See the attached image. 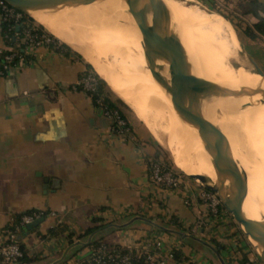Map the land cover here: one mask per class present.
I'll return each mask as SVG.
<instances>
[{"label":"crops","instance_id":"1","mask_svg":"<svg viewBox=\"0 0 264 264\" xmlns=\"http://www.w3.org/2000/svg\"><path fill=\"white\" fill-rule=\"evenodd\" d=\"M238 2L244 13L253 2L264 5V0ZM244 17L250 26L258 23L251 14ZM33 21L57 47H25L24 62L3 70L2 53L8 41H18L21 27L3 30L0 15V232L16 215L46 214L21 238L27 264L82 260L99 240L125 251L148 249L154 238L165 250L179 252L176 264H259L232 216L214 215L203 201L206 188L179 175L174 189L152 183L148 163L158 154L154 139L126 116L129 106L83 54ZM256 41L252 55L264 72V36ZM90 67L129 119L132 131L124 138L111 131L112 120L88 94L71 88ZM100 226L105 231L79 238ZM54 228L63 232L54 235ZM69 233L81 246L70 258Z\"/></svg>","mask_w":264,"mask_h":264},{"label":"bare ground","instance_id":"2","mask_svg":"<svg viewBox=\"0 0 264 264\" xmlns=\"http://www.w3.org/2000/svg\"><path fill=\"white\" fill-rule=\"evenodd\" d=\"M58 1L41 0L44 5ZM161 1L170 13L171 31L182 43L191 73L209 82L216 90L200 101V109L202 111L206 106L208 113H214V108H219V115L213 114L217 118L211 121L208 117L207 120L220 129L231 152L235 149L233 159L246 173L248 194L242 211L246 218L262 222L264 104L261 102L264 101V77L242 55L239 40L227 20L219 16L223 24L213 21L209 15L178 0ZM30 15L59 40L83 54L146 126L155 122L152 113L160 110L157 122L168 124L170 129L175 127L179 115L171 97L166 96L160 85L166 87L158 80L159 74L166 84L169 83L168 65L144 41L138 27L139 19L125 0L98 1L89 6L53 12L32 11ZM148 67L152 70H147ZM130 80L131 84L126 85ZM244 93L256 95L239 97ZM175 134L184 172L216 183V169L198 130L187 123L180 125Z\"/></svg>","mask_w":264,"mask_h":264},{"label":"water","instance_id":"3","mask_svg":"<svg viewBox=\"0 0 264 264\" xmlns=\"http://www.w3.org/2000/svg\"><path fill=\"white\" fill-rule=\"evenodd\" d=\"M1 1L35 20L30 15L32 11L53 12L60 9L89 6L105 0H60L51 5H44L41 0ZM125 2L139 19L138 27L144 41L159 59L167 63L170 76L169 85L159 74L158 80L166 87L179 117L198 130L218 176L216 183L202 176L187 177L199 181L204 188L218 195L222 205L241 226L245 236L260 249V259L264 263V221L250 220L242 211L248 194L246 173L233 159L228 140L222 136L218 127L205 119L200 109V101L216 93V90L209 82L191 73L182 43L171 31L170 13L161 0H125ZM250 61L254 64L256 72L264 77V72L258 64L252 59ZM255 95V93H244L239 97H254ZM261 103L264 104V101ZM44 220V217L35 220L28 224L26 229L32 231L38 228Z\"/></svg>","mask_w":264,"mask_h":264},{"label":"built area","instance_id":"4","mask_svg":"<svg viewBox=\"0 0 264 264\" xmlns=\"http://www.w3.org/2000/svg\"><path fill=\"white\" fill-rule=\"evenodd\" d=\"M0 15L4 22H12L20 27L24 25L21 42H23L27 50H35L52 43V40L45 36H42V40H37L36 35L33 34L35 25L24 21V14L22 12L1 0ZM2 55L4 59L3 70L17 68L24 62L23 56L14 51L12 47H6ZM97 84V78L89 72L86 77L79 79L71 88L74 91H82L90 95V93L95 91ZM95 103L105 117L112 120V132L123 138L131 133L132 127L130 123L124 119L118 109L106 105L102 98L97 99ZM148 164L152 183L163 189L178 187L179 179L177 175L172 170L166 168L161 160L151 159ZM201 198L214 215H219L220 212L229 214L216 193L204 189L201 192ZM48 216H53V214H48ZM42 217V214L39 213L24 215L21 218L20 225L27 226ZM17 232L18 228L15 231L6 228L0 232V264H20V260L24 257ZM126 252L122 253L102 243L96 249H91L85 259L72 258L66 264H176L175 250H165L162 241L158 238H154L148 249L144 247L143 250Z\"/></svg>","mask_w":264,"mask_h":264},{"label":"rangeland","instance_id":"5","mask_svg":"<svg viewBox=\"0 0 264 264\" xmlns=\"http://www.w3.org/2000/svg\"><path fill=\"white\" fill-rule=\"evenodd\" d=\"M178 1L184 2L185 4H187L189 6H193V7L197 8L200 12L205 13L207 16L209 15L210 17L209 16L208 17L211 18V20H213V21L221 22L218 19L219 16H221L222 18L227 20V24H229L230 28L232 29L234 34H236V36L239 40L241 52L245 56L244 58L247 61H249L250 59L254 60L258 64V66L262 69V65H260V63H258L257 60L254 59V57L252 55L256 46H253L252 42H254V41H252L246 35V30H247V28L250 27V24L247 22V20H245L246 18L243 15L244 9L240 8L238 0H190V2H187L186 0H178ZM227 31L229 32L228 28H227ZM255 42H257V41H255ZM109 61L114 62L113 59H109ZM149 68L150 67H148V69L147 68L146 69L151 71L152 68H150V69ZM130 84H131V80L128 81L126 85H130ZM152 88H154V87H152ZM160 88L164 91L166 96H168V98H169L170 95L167 93V91H166L167 89L161 87V85H160ZM154 89H156V88H154ZM156 90H155V92H158ZM151 91L154 92L153 90H151ZM205 99L206 98H203L202 100H205ZM124 111L126 113V116L129 117V119L132 121L133 124L136 122L139 123L140 127H142L143 129H146V131L148 132L147 134L149 136L151 135L150 137H152V139H154V142L156 143L158 150H160V152H161V160L163 161V165L166 163L167 165H164V166L166 168L172 170L176 175H179L181 177H187L188 175L184 172L182 165L179 162V154H178L179 150L177 148L176 134H175L176 129L179 128L180 125H187V123L184 122L179 117L177 122L173 125L175 127H172L170 129V127H168V124L157 122L158 114H159L160 110H156V112L152 113V119L155 122L149 126H145L144 123L140 122L136 118L135 114L133 113V111L131 109H129V107L126 106L124 108ZM214 113L216 114V116L219 115V113H220L219 108L217 106H216V108H214ZM214 113H208V108L206 106H203L202 114L205 117V119H208V117H209L211 119V121L215 120L216 116H213ZM257 143H258V139H257ZM251 145H252V143H251ZM234 150L232 152V156H233ZM194 182L198 183L199 185L202 186V184L199 181L195 180ZM232 220L235 221L233 218H232ZM235 225L238 229L237 231H240L242 234H244L241 226L237 223ZM245 240L250 245L249 247L251 249V252L254 255V259L256 261H258L259 264H264L260 259V255H259L260 249L256 246V244L252 243L248 239V237H246V236H245Z\"/></svg>","mask_w":264,"mask_h":264},{"label":"trees","instance_id":"6","mask_svg":"<svg viewBox=\"0 0 264 264\" xmlns=\"http://www.w3.org/2000/svg\"><path fill=\"white\" fill-rule=\"evenodd\" d=\"M188 2H190V0H186ZM247 14H251L253 15L258 23L253 25V26H250L249 28H247L246 30V35L248 38H250L252 41H256L258 39V34H261L264 36V18L261 14H264V5L262 4H259L257 2H253L250 6V9L245 12L243 15H247ZM24 21L28 22V23H32L33 25L34 24V21L29 18L28 16L24 15ZM13 25L12 22H5L4 23V28L3 30H6L9 26ZM24 25L21 26V30L19 32V39L18 41L21 42V36H22V32H23V27ZM34 31H33V34L36 35L37 37V40H42V36H45L49 39L52 40V43L50 44H47L45 45V47L47 48H50V49H53L54 47L56 48L57 45L55 43V40L53 41V37L50 36L45 30L43 27L41 26H34ZM15 31V28L13 29ZM12 30V31H13ZM17 40L16 41H8V44L10 47H12L14 49V51H16L19 55L23 56L24 55V50H25V45L24 44H21L18 46V42ZM3 64H4V59H3V55H2V58H1V66L3 67ZM91 69V73L97 78L98 80V84L96 86V89L93 93H90V97L92 98V100L94 101V103L96 102L97 99L99 98H102L104 100V103L106 105H108L109 107H112V108H116L119 110V112L122 114V116L124 117V119L126 121L129 122V119L125 116L124 112H122L120 110V107L118 105V102L116 101H113L112 98L109 96L108 94V85L107 83L105 82V80H103L101 77H99V75H97V73L94 71V69L92 67H90ZM94 73H93V72ZM89 74V71L87 73H85L82 77H86L87 75ZM81 77V78H82ZM154 159H158V160H161V152L160 150H158V154L156 155V158ZM162 161V160H161ZM162 164H163V161H162ZM164 165H167L166 163ZM33 213H38V212H27V213H24V214H20V215H16L13 219V222L12 224H10L7 229L11 230V231H15L17 228H18V232H17V236L19 237V243L21 245V248L24 252V257L20 260V264H27L30 262V259L27 257V253H26V250H25V247L23 245V243L21 242V238L26 236L27 234H29V232H32V231H28L26 229V226H21L20 223H21V218L24 216V215H30V214H33ZM40 214V213H39ZM42 216H46V214H42ZM105 227L104 226H100V227H95L94 229H90L89 231H87L84 235L80 236L79 238H83L84 236H88L92 233H94L95 231H105L104 230ZM63 232V229L61 228H57L55 229L54 228V232H52L54 235L56 234H60ZM67 247L69 250V256L68 258L70 257H73L75 256L76 252L81 248L80 244H75V240H74V235L73 234H67ZM102 240H99V241H95L91 244V247L92 249H96L97 247H99L101 244H102ZM108 247H111V246H108ZM115 249H117L118 251H121L122 253H127L125 250H122L121 248H118L116 247ZM175 259L176 260H179V252L178 251H175Z\"/></svg>","mask_w":264,"mask_h":264}]
</instances>
